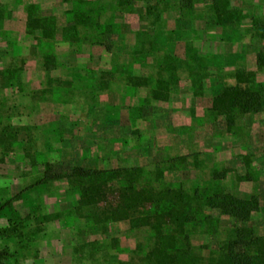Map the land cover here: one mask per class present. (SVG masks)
<instances>
[{
	"label": "rangeland",
	"instance_id": "rangeland-1",
	"mask_svg": "<svg viewBox=\"0 0 264 264\" xmlns=\"http://www.w3.org/2000/svg\"><path fill=\"white\" fill-rule=\"evenodd\" d=\"M81 1L0 0L4 10L0 69L11 64L13 58H21L25 62L24 83L31 90H42L48 80L45 52L54 53L62 66L77 65L83 73L101 72L111 70L117 63H131L138 34L147 32L158 39V49L163 53L170 51L184 57L190 45L196 48L201 57L210 61V79L205 92L197 95L188 72L182 71L181 82L170 99L146 107L149 119L133 123L130 109L144 106V99L150 94L147 88L135 91L120 84L113 91L96 89L89 100L74 97V102L67 105L41 98L30 101L17 90H6L3 95L9 98V105L17 107L12 122L21 129L19 140L24 146H17L0 164V198L26 190L28 199L14 202L21 217L40 214L36 212L39 208L51 217L42 226L31 218L23 230L22 242L0 238V249L9 256L8 264H147L145 260L154 247L148 229L132 230L127 222L111 225L105 236L79 229L82 224L69 218L74 196L68 193L67 183L33 186L45 171L42 160H35L38 155L52 163L54 170L77 165L104 169L140 166L147 170H154L158 164L164 169L173 167L166 179L189 191L211 183L214 170H227L222 184L230 193L245 199L258 197L260 209L252 224L264 236V111L245 116L232 132L226 131L223 119L216 120L210 111L216 91L223 85L244 84L251 76L264 83V67L258 64L259 54H264V40L255 36L253 26L254 20L264 15V0H225L242 16L235 29L223 30L212 25L211 0H196L193 9L186 6L185 0H133L130 12L117 9L116 0H83L91 7L107 6L106 18L120 25L121 34L110 39L112 52L104 46L84 44L81 53L74 56L72 52L78 48L70 46L61 35L40 47L41 43L26 33L27 5L38 4L44 16L56 17L61 29L66 23V12ZM162 35L164 39L160 38ZM154 55L148 64L137 65L136 72L154 75L156 58L161 53ZM72 73L78 71L61 67L51 75L55 79L61 77L64 87H71ZM115 114L120 117L118 125L106 121ZM56 128L61 134L54 131ZM61 138L63 142H58ZM180 157L187 158L167 161ZM215 218L219 220L218 235L209 236L204 228L191 229L196 247L212 248L228 237L232 222L225 216ZM5 225L8 226L6 216L2 215L0 226ZM38 227L42 232L34 234ZM94 240L105 242L106 249L94 253L90 248L78 250L80 245ZM209 252L204 250L203 254L208 256Z\"/></svg>",
	"mask_w": 264,
	"mask_h": 264
},
{
	"label": "trees",
	"instance_id": "trees-1",
	"mask_svg": "<svg viewBox=\"0 0 264 264\" xmlns=\"http://www.w3.org/2000/svg\"><path fill=\"white\" fill-rule=\"evenodd\" d=\"M116 1L119 2L118 6L115 5L117 9L129 12L133 9V0ZM195 2L185 0L186 6L192 9ZM209 8L214 14L213 23L226 29H235L234 25H238L242 16L238 10L231 9L225 0H211ZM108 10L105 5L91 7L82 0L66 12V23L60 29L56 17L44 16L38 4H30L25 11L26 33L37 39L40 47L49 45L61 35L70 46L78 48L72 52L74 56L81 53L80 48L84 44L104 46L112 52L114 47L110 39L121 34V27L106 18ZM3 20L4 10L0 5V25ZM253 26L255 36L264 40V15L257 17ZM160 38L165 37L162 35ZM157 44L158 39L147 32H140L136 47L131 52L132 62L117 63L111 70L101 72L83 73L77 65L62 66L54 53L45 52L44 68L48 72V80L42 90H31L24 83L25 62L21 58H13L11 64L0 69V164L6 162L17 146H24L19 140L21 129L12 122L15 117L13 111L17 107L9 105V98L3 95L6 90H17L24 98L29 97L30 101L41 98L67 105L74 102V97L89 100L96 89L113 91L120 84L135 91L147 88L150 94L144 99V106L130 109L131 123L147 121L149 114L145 113L146 107L154 102L168 101L173 90L179 86L180 73L184 70L188 72L196 94H203L210 79L208 58L201 57L200 52L191 45L186 56L179 57L170 51H159ZM154 53H161L156 58V73L148 76L137 73L136 66L148 64ZM258 64L264 67L263 53L258 56ZM61 67L78 71L72 73L71 87H64L61 77H52L51 73ZM216 92L210 111L215 114V119H223L228 132H232L245 116L264 111V83H258L252 76L244 84H225ZM106 121L118 125L120 117L115 114ZM54 131L61 134L60 128ZM31 141L34 142L32 137ZM58 142H63L62 138ZM186 158L167 161H184ZM35 160H42L45 171L33 186L42 188L52 182L67 183L68 193L74 196L69 218L82 224L79 229L86 228L99 236L109 234L111 225L122 222H127L132 230L148 229L154 247L145 260L147 264H264V236L259 235L252 224L260 209L259 199L255 195L245 199L230 193L222 184L228 176L227 170H214L211 183L189 191L182 184L169 182L166 174L173 167L164 169L160 164L154 170L140 166L104 169L84 165L54 170L53 164L43 161L39 155ZM59 164L63 165L61 162ZM25 192L23 190L13 197L0 198V216L5 215L8 224L0 226V238L22 242L25 236L23 230L29 226L31 218L41 226L51 220L42 213V208L36 209L40 214L35 215L34 212L21 217L14 202L26 201L28 196ZM215 215L225 216L232 222L228 237L223 242L217 241L212 248L210 245L196 247L191 239V229L204 228L209 236L218 235L219 220ZM41 232L42 229L38 227L34 234ZM106 245L103 241L94 240L80 245L78 250L90 248L94 253L106 249ZM204 250H209L210 254L206 256ZM8 257V253L0 249V264H8Z\"/></svg>",
	"mask_w": 264,
	"mask_h": 264
},
{
	"label": "crops",
	"instance_id": "crops-1",
	"mask_svg": "<svg viewBox=\"0 0 264 264\" xmlns=\"http://www.w3.org/2000/svg\"><path fill=\"white\" fill-rule=\"evenodd\" d=\"M195 24H196V20H195ZM205 24V23H204ZM211 24H212V22H211ZM212 25H215V23H213ZM217 26V25H216ZM218 28H220V29H226V28H223V27H218ZM172 94V93H171ZM33 264V263H32Z\"/></svg>",
	"mask_w": 264,
	"mask_h": 264
}]
</instances>
